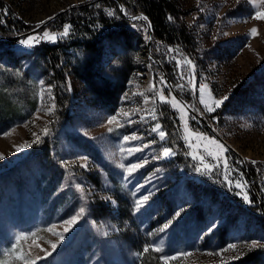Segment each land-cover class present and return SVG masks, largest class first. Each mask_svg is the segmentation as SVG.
<instances>
[{
  "label": "rangeland",
  "instance_id": "374dc122",
  "mask_svg": "<svg viewBox=\"0 0 264 264\" xmlns=\"http://www.w3.org/2000/svg\"><path fill=\"white\" fill-rule=\"evenodd\" d=\"M92 1L0 0V14L35 27ZM171 1L191 39L188 53L150 41L149 49L169 65L189 105L171 93L134 25L123 24L125 34L89 26L105 36L96 76L118 86L108 106L71 72L56 96L31 50L76 40L72 16L19 38L13 52L0 49V64L19 62L14 73L0 68V93L22 115L0 124V264H24L17 254L29 264H264V199L255 192L264 193V20L255 18L264 0ZM202 85L205 100L227 99L218 107L209 100L207 111ZM157 93L178 99L185 119ZM133 164L141 166L129 173Z\"/></svg>",
  "mask_w": 264,
  "mask_h": 264
},
{
  "label": "trees",
  "instance_id": "16d2710c",
  "mask_svg": "<svg viewBox=\"0 0 264 264\" xmlns=\"http://www.w3.org/2000/svg\"><path fill=\"white\" fill-rule=\"evenodd\" d=\"M76 8H78L79 13H73L75 8H69V10L67 9L48 24L50 27L53 25L61 27L64 23H69L68 18L72 16L70 22L75 28L77 36L73 38H76V40L71 43H53L52 41L39 43L31 49L36 53V58L40 62L45 76L50 77L49 80L53 84L56 96L60 91L58 90L59 86L66 83L67 73L71 72L78 79L88 82L91 86V93H93L98 101L103 100L107 106L113 103L115 98L113 91L118 86L110 87L109 84L106 86L102 85L95 72V67L100 64L99 55L102 45L100 40L105 38L104 35H100V38L97 39L95 37V30L93 31L89 27L93 26L94 23L96 24V22L97 25L95 26L103 27L105 34H108V31L112 34L114 31H117V34L120 32L125 34L129 29L123 27V24L134 25L139 30V35L141 37L144 36L146 44L148 40L151 42V47L154 48L156 45H162V47L167 48L169 46L174 47L176 50L184 51V54L188 53L191 39H189V35H186L185 26L178 22V10L171 0H95ZM105 8L113 11L114 15L109 16V11H103ZM0 19H2L0 21V49H3L2 52H13L18 46V37L26 31L31 30L32 27L22 24L14 17L10 19L0 14ZM149 30H151L150 36ZM84 53H88L86 54V58H83ZM89 56H91V59ZM65 58H68V61ZM149 59L159 73L162 75L165 73V75L169 76L175 94L179 98H183L189 105L191 99L186 97L181 89L176 88V85L170 79L169 65L164 63L163 59L154 55L152 51L149 53ZM12 60L13 63L0 64V68L14 73L18 69L16 66L19 62L15 57ZM94 78L98 82L94 81ZM123 79L125 80V78ZM9 96L6 93H0V124L13 122L22 116L21 108L18 109L16 105L12 104ZM250 172L248 175L253 177L254 171ZM255 192L264 199V193H258L256 190ZM253 199L255 200V198ZM262 203L264 206V201ZM143 260L141 258L140 264L143 263ZM143 264L166 263L153 259L152 261H144Z\"/></svg>",
  "mask_w": 264,
  "mask_h": 264
},
{
  "label": "snow or ice",
  "instance_id": "6c2138e0",
  "mask_svg": "<svg viewBox=\"0 0 264 264\" xmlns=\"http://www.w3.org/2000/svg\"><path fill=\"white\" fill-rule=\"evenodd\" d=\"M111 14H112V13H109V15H111ZM255 18H256L257 20H264V9H261L260 11H257V13H256V15H255ZM67 32H68V27L65 26L64 34L66 35ZM251 32H252L253 35H257V34H258V30H257L256 28L251 29ZM44 37H45V38L52 39V40H55V37H54V36H49V34H48L47 32L44 33ZM22 43L25 44V45H28V44H30V41H29V40H24V41H22ZM178 63H179V62H178ZM186 63H189V64H190L191 62H190V61H187ZM181 87H183V85H181ZM206 89H207V85H202V86L200 87V89H199V91H200V93H201V96H200V103L204 104L205 109H206L207 111L211 112V111H213V107L211 106V104H214L215 106L218 107V106H220V104L223 103V99H227V97H225V98H223V99H213V98H211V94L209 93V100H211V104H210V103H209V100H205V99H204V93H205V90H206ZM157 95H159V99H160L161 102H163V103H171L174 107L179 106L180 109H181V119H182V120L185 119V115H184V111H183V105H179V102L176 100L175 97H172V98L169 100L167 97H165V96L163 95V93H157ZM147 102H148V99L145 98V103H147ZM153 116H154V113H153ZM115 122H116V117H115V116L112 117V118L109 120V123H115ZM160 127H161L160 124H156L154 130H155V131H159ZM45 131H47V129H45ZM165 135H166L165 132H163V131H159V136H160V139H161V140H163V139L165 138ZM192 135H197V136H198V134H195V133H193ZM132 139H135V137H132ZM185 139H187V136L185 137ZM211 143L215 144V141H211ZM26 146H27V145H21V146L17 147V151H20L21 148L26 147ZM189 146L191 147V144H189ZM216 147H217L221 152H222V151H225V149H224V147H223L222 145L217 144ZM138 150H139V149H135V151H138ZM129 151L131 152V151H133V149H129ZM163 154H164V156H168V155L171 154V152H170V150L165 149V151H164ZM209 154L211 155V153H209ZM193 158L195 159L196 157L193 156ZM0 159H3V157L0 156ZM140 166H141V165H139V164H133V165H131L130 167L127 168V171H128L129 173H131L132 171H134L136 168H138V167H140ZM205 167H207V165H205ZM236 187H242V185L239 184V183H237ZM144 199H147V197H145ZM244 199L247 201V200H248V197L245 195V196H244ZM83 212H84V209L81 208V210H80V215H83ZM77 219H78V217H73V219L69 220V221L67 222V224H68V225H72V224H74V223L77 222ZM168 226H169V225L166 224L164 227L167 228ZM49 231H52V229H49ZM18 239H24V237H20V238H18ZM55 246H56L55 244L52 245L53 248H55ZM229 247L232 248L233 250H235L236 245L233 244V245H230ZM251 247H253V248H254V247H257V243L254 242V243L251 245ZM156 250L158 251L159 249H156ZM145 251H148V249L146 248ZM13 253H15V249L13 250ZM13 253H9V255H12ZM17 258H18V259H22V260H24V264H29V261H28L27 259L24 258V255H22V254H17ZM166 259H167V258H166ZM172 259H175V257H173Z\"/></svg>",
  "mask_w": 264,
  "mask_h": 264
},
{
  "label": "water",
  "instance_id": "95a60500",
  "mask_svg": "<svg viewBox=\"0 0 264 264\" xmlns=\"http://www.w3.org/2000/svg\"><path fill=\"white\" fill-rule=\"evenodd\" d=\"M68 9V8H67ZM67 9H64V10H62V11H59V12H57L56 14H53L52 16H50L48 19H46L45 21H43V22H41L40 24H38V25H36L35 27H32V29L31 30H29V31H27V32H25V33H23V34H21L18 38H24V37H26V36H28V35H30V34H33V33H35V32H37L38 30H40V29H42V28H44L45 26H47L49 23H51L58 15H60L61 13H63L64 11H66ZM69 10V9H68ZM151 35V30H149V36ZM148 42H149V40H148ZM147 42V51H148V55H149V53H150V49H149V43ZM164 75H165V73H164ZM165 77V80H166V82H167V84H168V88L170 89V91H171V93H173V95L177 98V96L175 95V93H174V91H173V88H172V84H171V82L169 81V79H168V77L167 76H164ZM178 100V99H177ZM186 108H187V110H189L190 111V113L192 114L193 112H191V110L186 106ZM194 114V113H193ZM195 115V114H194ZM196 116V115H195ZM200 121H202V119L200 118V117H197ZM207 126V125H206ZM207 128L209 129V131H210V133H212L213 134V136L216 138V140H218L221 144H223L226 148H228L229 150H231V151H233L230 147H229V145L223 140V139H221V137H219L218 135H216L214 132H213V130L209 127V126H207ZM260 206H261V204H260ZM261 208H262V206H261Z\"/></svg>",
  "mask_w": 264,
  "mask_h": 264
}]
</instances>
